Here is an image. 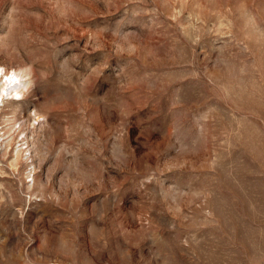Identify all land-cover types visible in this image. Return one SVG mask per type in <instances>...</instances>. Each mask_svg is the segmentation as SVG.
<instances>
[{"label":"rangeland","instance_id":"obj_1","mask_svg":"<svg viewBox=\"0 0 264 264\" xmlns=\"http://www.w3.org/2000/svg\"><path fill=\"white\" fill-rule=\"evenodd\" d=\"M0 70V264H264V0H0Z\"/></svg>","mask_w":264,"mask_h":264},{"label":"bare ground","instance_id":"obj_2","mask_svg":"<svg viewBox=\"0 0 264 264\" xmlns=\"http://www.w3.org/2000/svg\"><path fill=\"white\" fill-rule=\"evenodd\" d=\"M8 77H10V76L8 75ZM12 78L13 77H11V79L10 78L6 79L5 81L3 80V78L0 79V103H3L6 99L11 100L12 99L11 97L14 95V93H16L17 95L20 94L19 91L17 90V88H15L13 90L14 87H13ZM40 116L41 115H39L36 111L35 116H34V120L39 121ZM16 118H17L16 120H18V122H19V120H22V119H20L21 117H16ZM27 124H28L27 121H25V122L23 121V123H19V127H17V128L19 130H21L23 128L25 129V126H27ZM11 130H12V127H11ZM22 140H24V139H22Z\"/></svg>","mask_w":264,"mask_h":264},{"label":"clouds","instance_id":"obj_3","mask_svg":"<svg viewBox=\"0 0 264 264\" xmlns=\"http://www.w3.org/2000/svg\"><path fill=\"white\" fill-rule=\"evenodd\" d=\"M0 71H2V70H0ZM10 79H11V78H10ZM12 82H13V83H15L16 81L13 79V80H12ZM16 98H20V97H19V96H17Z\"/></svg>","mask_w":264,"mask_h":264}]
</instances>
